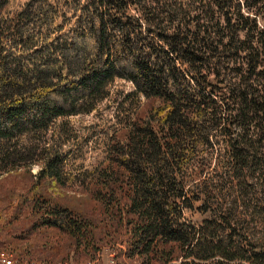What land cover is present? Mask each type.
I'll list each match as a JSON object with an SVG mask.
<instances>
[{
  "label": "trees",
  "instance_id": "trees-1",
  "mask_svg": "<svg viewBox=\"0 0 264 264\" xmlns=\"http://www.w3.org/2000/svg\"><path fill=\"white\" fill-rule=\"evenodd\" d=\"M198 1L0 0V175L39 165L33 229H58L86 255L123 244L115 264H264V109L240 84L229 106L201 80L209 62L184 23L196 33L207 17ZM208 1L227 41L206 48L264 53L239 5ZM88 113L79 138L68 119ZM93 135L101 162L69 166ZM75 185L101 204V230L60 201Z\"/></svg>",
  "mask_w": 264,
  "mask_h": 264
},
{
  "label": "rangeland",
  "instance_id": "rangeland-1",
  "mask_svg": "<svg viewBox=\"0 0 264 264\" xmlns=\"http://www.w3.org/2000/svg\"><path fill=\"white\" fill-rule=\"evenodd\" d=\"M187 1L182 0L185 7L188 8L187 4H185ZM226 2L231 3L235 8L239 5L242 9V14L248 17L251 26L257 27V31L262 32L264 36V0L222 1L223 4H226ZM249 3H256V5L253 8L247 7L246 4ZM188 5L191 8H204L207 10V17L203 19L204 24L203 21L199 23L196 33L193 23H190L188 19L184 20L186 28L198 38V42L194 43V53L209 62L205 66L203 75H201L202 78L200 76L201 80L204 81V84H209V90L213 89L216 92L221 91L224 93V101L229 106L232 105L233 99L228 97V88H232L234 83L237 86L240 84L249 92L248 98L254 99L253 105L264 109V53H260L256 57L255 51H251V53L243 51L237 55L231 53L229 49L227 52H225L226 49L225 51L223 50V53H217L215 50L211 51L208 48L216 49V47H219L218 42L223 40H220L216 34L217 32L221 36L222 29L220 27L215 28L218 20H221V25L224 24V20L221 18V11L217 10L216 5H213L208 0L191 2ZM208 5H211V9H209ZM223 9L226 10V8ZM197 14L199 15V11L195 12V16ZM202 17H204V14H202ZM210 18L213 21L206 22ZM191 32L187 33L191 34ZM240 36L245 37V33L240 32ZM226 41L227 39H224L223 43ZM254 47L256 48L255 45ZM253 66L256 67L255 73H251ZM258 72L263 75H258ZM126 88L129 89V85ZM98 111L101 113V106ZM262 118L264 117L256 118L254 123H260ZM94 122V113L81 114L68 119V125L73 128V132L79 138ZM91 131L92 129H88L89 133ZM252 134L253 139H255L257 135L255 133ZM103 142L101 136L98 135L94 136L91 141H83L81 158L73 159L74 161L72 160L69 166H75L74 168L78 166H96L105 155ZM38 169L39 165L35 164L32 166L31 172L21 169L17 172L0 175V215H2L0 217V232L3 236L9 233L7 241L0 243V248H5L8 251L14 250L12 252L14 257L22 261L30 260L42 264H65V262L69 261L74 264H115L117 250L124 247L123 244L104 245L98 249L95 255H86L81 250L76 252L73 240L58 229L46 227L33 229V217L29 215L26 204L28 205L27 200L35 194L34 181L36 178L31 174L35 175ZM75 186L69 189H62L59 193L60 201L84 213L97 226L96 232L101 230V204L87 191L79 189L80 185ZM50 188L52 189V186L44 182L42 191L49 192ZM37 189L39 190L40 188L37 187ZM14 213L17 215L16 218L13 216ZM206 216L207 214H202L198 210L189 213V217L197 223ZM9 238L14 240V242H9ZM0 240V242L5 241L2 236ZM16 251H21L24 257H18Z\"/></svg>",
  "mask_w": 264,
  "mask_h": 264
},
{
  "label": "built area",
  "instance_id": "built-area-1",
  "mask_svg": "<svg viewBox=\"0 0 264 264\" xmlns=\"http://www.w3.org/2000/svg\"><path fill=\"white\" fill-rule=\"evenodd\" d=\"M23 261L18 258H15L12 252L5 249H0V264H42L30 260H23ZM65 264H74V263H72V261H69V262H65Z\"/></svg>",
  "mask_w": 264,
  "mask_h": 264
}]
</instances>
